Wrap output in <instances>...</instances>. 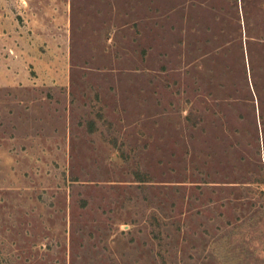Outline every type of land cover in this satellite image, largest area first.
<instances>
[{
	"label": "rangeland",
	"instance_id": "obj_1",
	"mask_svg": "<svg viewBox=\"0 0 264 264\" xmlns=\"http://www.w3.org/2000/svg\"><path fill=\"white\" fill-rule=\"evenodd\" d=\"M0 264H264V0H0Z\"/></svg>",
	"mask_w": 264,
	"mask_h": 264
}]
</instances>
